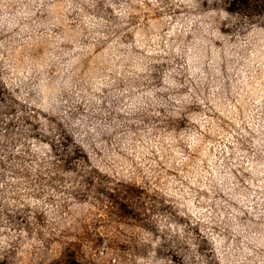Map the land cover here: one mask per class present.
<instances>
[{
    "label": "rangeland",
    "instance_id": "374dc122",
    "mask_svg": "<svg viewBox=\"0 0 264 264\" xmlns=\"http://www.w3.org/2000/svg\"><path fill=\"white\" fill-rule=\"evenodd\" d=\"M0 264H264V0H0Z\"/></svg>",
    "mask_w": 264,
    "mask_h": 264
}]
</instances>
